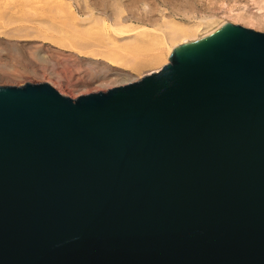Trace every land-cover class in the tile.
<instances>
[{"label": "water", "instance_id": "95a60500", "mask_svg": "<svg viewBox=\"0 0 264 264\" xmlns=\"http://www.w3.org/2000/svg\"><path fill=\"white\" fill-rule=\"evenodd\" d=\"M169 60L0 86V264H264V33L223 20Z\"/></svg>", "mask_w": 264, "mask_h": 264}, {"label": "rangeland", "instance_id": "374dc122", "mask_svg": "<svg viewBox=\"0 0 264 264\" xmlns=\"http://www.w3.org/2000/svg\"><path fill=\"white\" fill-rule=\"evenodd\" d=\"M88 14L94 16L90 21ZM204 16L264 33V0H0V86L48 83L62 95L77 98L78 94L105 92L138 81L156 65L141 64L140 73L125 76L105 62L104 57L115 58L119 54L118 47L123 48L134 40L147 41L151 37L154 44L149 45L153 50L158 41L167 37L164 23L178 22L190 27ZM78 18L87 19L91 24ZM118 22L132 23L130 26L139 30L138 36L117 37L113 46L100 45L95 49L91 43L99 44L101 32L105 34L108 28L119 26ZM146 41L143 43L145 50L146 43H150ZM142 47L135 54L144 61L148 54ZM91 50L101 53L99 59L89 55ZM118 58L123 63L129 61L123 56Z\"/></svg>", "mask_w": 264, "mask_h": 264}, {"label": "bare ground", "instance_id": "6f19581e", "mask_svg": "<svg viewBox=\"0 0 264 264\" xmlns=\"http://www.w3.org/2000/svg\"><path fill=\"white\" fill-rule=\"evenodd\" d=\"M114 4V3H113ZM68 11V10H67ZM72 12V11H71ZM91 12V11H90ZM88 12V13H90ZM93 13V12H92ZM98 13V12H97ZM96 13V15H97ZM74 14V13H73ZM99 14V13H98ZM163 14V13H162ZM166 14V13H165ZM164 14V15H165ZM89 16L87 17V19L90 21L92 19V17L94 18L93 14H92V17L90 14H88ZM95 15V16H96ZM76 16V14H75ZM237 17H240L238 14L236 15ZM84 17V16H83ZM100 16H98L99 18ZM128 17V16H127ZM90 18V19H89ZM101 18V17H100ZM99 18V19H100ZM168 18V16L166 17ZM75 19V18H74ZM85 20V19H82L80 20L78 18V20L80 21H84L86 22H89L88 20ZM97 19V17L95 18ZM93 19V20H95ZM99 19H97L96 21H98ZM121 19V18H120ZM194 19V18H193ZM198 19V18H197ZM164 20V19H163ZM173 20V19H172ZM166 22V20H164ZM163 21V22H164ZM223 20H220L219 18H210V17H207V16H204V17H199V19L197 20V22L194 24H192L193 26H190V27H185V26H181L179 24H177L178 22L176 23H172V22H166L164 23L165 26L164 28H166L165 31H167V37L166 39H161L159 42L158 40V45H157L155 48L150 49L152 47H150L149 44L153 45L152 44V41L150 40H153L152 37L149 38L150 40H147V41H150L147 42L146 39L144 41H146V50H145V46L143 45L144 41H141V42H137V41H132L130 42L129 44L123 46V48L120 46L118 47L119 45H117L118 49L116 50L119 54L117 55V57L115 58H111V55L110 57L108 56H103L105 59L104 61L111 64L112 66L118 68L121 72L120 74L122 75H125V76H129L131 73L133 74H138L140 73V69H141V64H149V65H156L155 67L153 66L152 69L147 72L146 75H150L154 72H157L159 71L164 65L168 64L170 62L169 58L171 56V54L177 52L178 50L186 47L188 44H190L192 41H195L196 39L200 38L201 36L205 35L206 33H208L210 30H212L213 28H215L217 25H219V23H221ZM81 23V22H79ZM82 23V24H83ZM90 23V22H89ZM101 23V21L99 20V24ZM103 23V21H102ZM119 23V22H118ZM117 23V24H118ZM127 23V22H126ZM91 24V23H90ZM94 24V23H93ZM104 24H105V21H104ZM112 24V23H111ZM130 24L132 23H129L128 25L127 24H120L119 23V26H112L110 27V29L108 28L107 31L103 29V31H106L105 34H103L104 32H101L102 35H101V38L99 39V44L96 43H91L93 45V47L95 48V46L97 47H100L101 46H104V47H107L109 45V47H111V45L113 46V44L117 43V37H127L129 35H136L138 36V33H139V30L137 28H134L133 25L130 26ZM191 25V24H190ZM81 26V25H80ZM85 26V25H84ZM83 26V27H84ZM91 27V26H90ZM85 28V27H84ZM92 28V27H91ZM91 28L90 31H91ZM88 29V28H87ZM113 29V31L111 32V30ZM64 30V29H63ZM142 30V29H141ZM75 31V30H73ZM78 31V30H77ZM164 31V33H166ZM95 33H98V32H95ZM99 33H100V30H99ZM84 34V33H83ZM140 35V34H139ZM150 35V34H149ZM162 35V34H161ZM165 35V36H166ZM96 36V35H95ZM99 36V35H98ZM133 36V38L135 39V37ZM142 36V35H140ZM153 36V35H152ZM100 37V36H99ZM147 37V36H146ZM169 37V38H168ZM25 38V37H24ZM128 38V37H127ZM131 38V36L129 37ZM140 38V37H139ZM154 38V37H153ZM69 39V38H68ZM94 39V38H93ZM93 39L91 40L93 42ZM97 40V38H96ZM143 40V39H142ZM89 39H88V43H89ZM119 41H121L119 39ZM140 41V40H139ZM154 41V40H153ZM156 41V43H157ZM67 42V41H66ZM137 42V45L135 44ZM74 43V42H73ZM87 43V44H88ZM139 43H141V46H143L142 48H144L143 50L147 51V54L146 55V59L144 61H141V59L139 60L138 58V55L135 54V51L139 50V48H141V46L139 47ZM77 44V43H76ZM95 44V45H94ZM99 46H98V45ZM82 45V44H81ZM91 45V46H92ZM124 45V44H123ZM88 47V46H87ZM93 48V49H94ZM150 50H149V49ZM97 49V48H95ZM94 49V50H95ZM102 49V48H100ZM109 49H112V48H109ZM116 49V48H115ZM107 50V49H105ZM142 50V49H141ZM142 50V51H143ZM149 50V51H148ZM152 50V51H151ZM87 51V50H86ZM151 53L149 54L148 52ZM89 52V51H88ZM86 53L85 54H89L92 52V50L89 52V53ZM106 53V52H104ZM137 53V52H136ZM146 53V52H145ZM101 55V53H99ZM99 54L98 53H91L89 55H91L94 59H99ZM115 54V53H114ZM113 55V54H112ZM116 56V55H114ZM118 56H123L124 58H127L129 61H127V63H123L121 62V60L118 58ZM107 57V58H106ZM113 57V56H112ZM102 58V56H101ZM123 58V60H125ZM143 60V59H142ZM143 71V70H142ZM106 75V74H105ZM142 75V73L140 74ZM120 76V75H119ZM104 77V76H103ZM117 77V76H116ZM131 77V76H130ZM139 77V76H138ZM135 79V78H133ZM128 80V79H127ZM131 80V79H130ZM124 81V80H123ZM129 81V80H128ZM130 82V81H129ZM123 83V82H121ZM126 84V83H125ZM81 94H78V96H80Z\"/></svg>", "mask_w": 264, "mask_h": 264}]
</instances>
